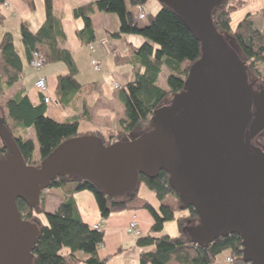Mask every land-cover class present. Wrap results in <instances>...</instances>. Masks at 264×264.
<instances>
[{"label": "water", "instance_id": "water-1", "mask_svg": "<svg viewBox=\"0 0 264 264\" xmlns=\"http://www.w3.org/2000/svg\"><path fill=\"white\" fill-rule=\"evenodd\" d=\"M173 9L200 43L184 88L156 107L152 128L104 143L97 134L61 141L37 165L27 163L3 128L0 157V264H31L39 225L21 216L17 198L39 202L57 176H78L106 195L130 193L139 174H168V185L197 221L190 240L207 244L237 233L242 258L264 264V150L252 143L264 130V88L255 91L247 66L215 28L211 11L222 0H158Z\"/></svg>", "mask_w": 264, "mask_h": 264}, {"label": "trees", "instance_id": "trees-1", "mask_svg": "<svg viewBox=\"0 0 264 264\" xmlns=\"http://www.w3.org/2000/svg\"><path fill=\"white\" fill-rule=\"evenodd\" d=\"M2 1L0 0V21L5 18L1 12ZM144 1L93 0L73 9V15L83 21L76 32L77 36L87 44L95 38L91 19L95 10L113 12L118 16L119 28L114 35L128 33L144 38L138 45L128 42L127 55L116 58V61L131 64L133 77L118 91V98L124 107V115L119 120L120 130L108 140L95 133L107 144L131 135L137 125L150 119L153 110L165 98L183 89L190 65L200 57L199 41L170 7L161 3L156 13L144 12V19L138 20L137 13L132 12L130 7L139 5L142 8ZM243 5L244 0H222L212 8V21L217 31L245 62L247 72L264 81V71L260 73L258 69L259 64L264 62V30L254 23L249 13L233 28L230 26L231 13ZM44 12V20L36 30L21 25V40L28 62L32 51L38 49L45 62L65 63L67 71L57 75L55 89V101L64 107L81 89V84L76 79L77 68L71 52L60 45L65 34L60 20L53 12L52 0H44ZM261 12L264 15V9ZM163 66L167 69V87L157 83ZM22 74L23 65L14 46L13 34L11 31H4L0 38V97L6 95ZM82 102L85 110L84 96ZM46 108L44 94L39 103L33 104L23 87L0 102L2 126L15 140L24 160L29 164L37 165L61 141L79 134L76 116L60 121L46 114ZM29 129L33 130L39 144V157L36 159L32 157L33 141L26 135ZM257 141L264 148V131L257 135ZM7 152L8 147L0 136V157ZM167 178L168 174L164 170H159L154 177L139 174L137 185L130 193L112 197L81 177L57 176L48 188L63 186L70 190L53 210L45 208L44 190L35 206L27 205L17 198V207L23 218L37 222L42 213L46 219V224L39 226V234L31 248L34 254L31 264H77L80 261L86 264H107L110 255L100 256L98 253L103 243L104 231L93 228L81 218L73 196L74 191L83 189L92 192L102 220L112 212L125 209L144 208L149 212L153 219L149 230L135 238L136 245L140 247L138 264H211L223 251L226 252L225 257L231 258L230 264H250L242 258L241 237L237 233L218 236L207 244H197L190 240L187 228L197 221V213L191 205H182L178 200V209H184L186 213L175 217V210L164 202L169 194L177 196L168 185ZM139 183H144L155 193L157 207L138 193ZM174 217L179 232L176 235L158 234L163 229L164 222ZM63 248L67 251L63 252Z\"/></svg>", "mask_w": 264, "mask_h": 264}, {"label": "crops", "instance_id": "crops-1", "mask_svg": "<svg viewBox=\"0 0 264 264\" xmlns=\"http://www.w3.org/2000/svg\"><path fill=\"white\" fill-rule=\"evenodd\" d=\"M90 1L93 0H52L53 12L60 20L65 34L60 45L71 52L77 68L76 79L81 84V89L76 92L67 106L63 107L55 101L57 75L67 71L65 63L62 61L45 62L39 70H34L29 65L21 40L20 27L22 24L33 31L42 24L45 16L44 0H9L8 7L2 6L1 12L5 18L0 21V38L4 31L12 32L14 46L23 65L22 77L8 89L11 90V94L23 87L29 100L33 104L39 103L43 93L36 88L35 80L42 76L46 82L44 94L51 98V101L47 102L46 114L60 121L76 116L79 134L99 133L103 137L110 138L120 130L119 120L124 115V107L118 98V91L126 81L133 77L131 64L122 60L116 61V58L127 55L128 42L138 45L144 38L128 33L114 35L113 33L117 32L119 28L118 16L113 12L95 10L91 15L95 38L88 44L81 41L76 32L82 26L83 21L80 17L73 15V9ZM143 6L144 4L142 9ZM160 6L161 3L156 1L152 3L154 9ZM262 9H264V0H244V5L232 12L231 20L235 14V22H231V26L234 27L248 13L254 22L255 18H258L264 26ZM130 10L137 13L138 5L131 6ZM143 11L146 14L151 13L144 9ZM89 44L92 45L91 48ZM92 58L99 61V69L92 65ZM83 96L86 103L85 110L82 102ZM69 190L63 186L47 188L44 194L49 192L50 195H53L52 199L50 197L49 199L54 203L48 207L47 200L46 209H55L69 193ZM73 196L80 216L85 222L92 225L101 219L91 191L87 189L74 191ZM46 199L48 198L46 197ZM165 199L164 202L167 203ZM172 209L174 210V208ZM131 219L137 221L143 234L147 233L153 221L149 212L144 208L112 212L103 220L104 237L98 253L100 256L110 255L107 264H123V262L126 264L125 258L127 259V257L123 258L122 255L125 251V236L130 235L126 233L125 226ZM62 251L66 252L67 249L63 248ZM139 252L140 247L138 246L137 253L139 254ZM77 264L86 263L80 261Z\"/></svg>", "mask_w": 264, "mask_h": 264}, {"label": "rangeland", "instance_id": "rangeland-1", "mask_svg": "<svg viewBox=\"0 0 264 264\" xmlns=\"http://www.w3.org/2000/svg\"><path fill=\"white\" fill-rule=\"evenodd\" d=\"M158 2L160 3L158 0H145L144 1V6H143V9L146 11V12H151V13H156V11L160 8H157V9H154L152 7V3L153 2ZM232 14V13H231ZM235 15V14H234ZM233 15L232 17V20H231V16H230V26H231V22L234 23L235 22V16ZM254 21V20H253ZM258 27L260 28H263L262 30H264V26L263 24H261L259 22V19L258 18H255V22H254ZM3 24V23H2ZM232 27V26H231ZM233 28V27H232ZM138 35V34H136ZM139 37H142L139 35ZM34 70H39V69H35L33 68ZM258 69H259V72L261 73L262 71H264V62H262L261 64H259L258 66ZM247 75H248V79L253 81L255 85L257 86H260V87H263L264 88V81L256 78L253 73H250V72H247ZM166 76H167V69L165 68V66H163L161 68V72L159 74V78H158V81L157 83L163 87H167V82H166ZM11 94V90H8L6 92V95L0 97V102L4 101V99L9 96ZM174 93L169 95L167 98H165V100L163 101L162 104H169L171 103V100H172V97H173ZM53 104V102H52ZM152 128V124L149 122V120L147 121H144L142 122L141 124L137 125L132 134L133 135H138L148 129ZM81 134V133H80ZM27 136L31 137L32 141H33V145H34V149H33V152H32V157L33 158H38L39 157V144H38V141H37V138L33 132L32 129H29L27 131ZM258 135V134H257ZM104 139L108 140L110 139L109 137H104ZM252 143L255 145V146H259L262 150H264V148L261 146V144L257 141V136L253 138L252 140ZM52 189V187H49L48 189ZM55 188V187H54ZM47 189V188H46ZM45 189V190H46ZM44 190V191H45ZM44 191H43V199H44V205H45V208H46V204L48 203V207H51L52 204L54 203V201L52 202L51 199L53 195H50L49 192L45 193L44 194ZM52 191V190H50ZM138 193L145 197L149 202H151L155 207L158 206V200L155 196V193L149 189L147 186H145L144 183H139L138 185V189H137ZM46 197L48 199H46ZM49 197L51 199H49ZM55 199V198H54ZM48 200V201H47ZM47 201V203H46ZM165 201L167 202L168 205H170L172 208H174L175 210V217L178 216V215H181V214H185L186 213V210L182 209V210H179L178 209V197L175 196L174 194H169ZM52 210V209H51ZM173 218L171 220H167L164 222V226H163V229L158 233V234H169V235H176L179 231H178V226H177V222H176V218ZM38 225H42V224H46V219H45V216L44 214H39V220L37 221ZM143 234V232H142ZM137 236H125V239H126V242H125V251L123 252V255L122 257L125 258L127 257V259L125 258V262L126 264H138V253H137V249H138V246L136 245V243L134 242V239L136 238ZM130 238V239H129ZM136 245V246H135ZM136 247V248H135ZM136 249V250H135ZM136 251V252H135ZM226 255V252L223 251L221 252L217 257H216V260L211 263V264H230V261L226 259L225 257ZM123 262V261H122ZM117 264V263H115ZM124 264V262H123Z\"/></svg>", "mask_w": 264, "mask_h": 264}, {"label": "built area", "instance_id": "built-area-1", "mask_svg": "<svg viewBox=\"0 0 264 264\" xmlns=\"http://www.w3.org/2000/svg\"><path fill=\"white\" fill-rule=\"evenodd\" d=\"M8 5H9V0H3L2 1V6L8 7ZM144 17H145V13H144L143 9L138 5L137 19L142 20V19H144ZM101 42H103V40H101ZM89 47L91 48L92 45L89 44ZM44 63H45V58H44L42 52L38 49L33 50L31 59L29 61V65L35 69H40L44 65ZM91 63L96 69L100 68L99 61L97 59L92 58ZM35 86L39 91H41L44 94L46 91L45 78L42 76H39L35 80ZM50 100H51V98L48 95L44 94V101L49 102ZM92 227L96 228V229H103V220L101 219V220L93 223ZM125 231L130 236H139L140 234H142V231H141V229H140V227H139V225L135 219H131L128 221L127 225L125 226ZM226 259L229 261L231 260V258L229 256H227Z\"/></svg>", "mask_w": 264, "mask_h": 264}, {"label": "flooded vegetation", "instance_id": "flooded-vegetation-1", "mask_svg": "<svg viewBox=\"0 0 264 264\" xmlns=\"http://www.w3.org/2000/svg\"><path fill=\"white\" fill-rule=\"evenodd\" d=\"M253 88H254V90H255V91H259L258 89H259V88H261V87H260V86H257V85H255V84L253 83ZM262 131H264V130H262ZM260 132H261V131H260ZM260 132H259V133H260Z\"/></svg>", "mask_w": 264, "mask_h": 264}]
</instances>
